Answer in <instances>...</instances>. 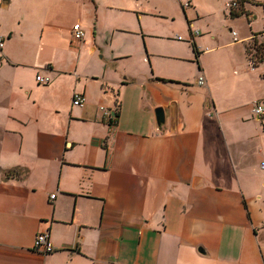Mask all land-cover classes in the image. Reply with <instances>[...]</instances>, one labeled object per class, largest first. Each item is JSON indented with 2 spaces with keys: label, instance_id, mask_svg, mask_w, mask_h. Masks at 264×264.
Listing matches in <instances>:
<instances>
[{
  "label": "crops",
  "instance_id": "obj_1",
  "mask_svg": "<svg viewBox=\"0 0 264 264\" xmlns=\"http://www.w3.org/2000/svg\"><path fill=\"white\" fill-rule=\"evenodd\" d=\"M185 1L0 0V264H264V92Z\"/></svg>",
  "mask_w": 264,
  "mask_h": 264
},
{
  "label": "rangeland",
  "instance_id": "obj_2",
  "mask_svg": "<svg viewBox=\"0 0 264 264\" xmlns=\"http://www.w3.org/2000/svg\"><path fill=\"white\" fill-rule=\"evenodd\" d=\"M231 1L232 0H201L200 8L205 12L209 10L218 11L217 14H214V17L216 16L213 25V28L216 29L215 41H217L219 45L232 43L230 46L214 54L219 64L224 68V74L228 73L229 70H233V64L236 65L237 62H240L241 59L239 56L241 55V51L247 45L250 60L252 62L254 61L252 65H255V72L253 75L243 72L242 70L245 67V64H243L238 67V71L235 72L239 73V78L234 79V81H236L235 86L240 88L246 86L247 83L254 85L256 88L255 95H257L260 92H264V61H259L261 55L259 52L264 43V0H237L240 6L238 8L239 14L237 15H232L231 10L225 5V3ZM232 31L236 32L235 38L239 39V42L235 43L233 41L234 35H232ZM250 36H254V38L248 39ZM252 80H254V82H252ZM231 86L234 88L232 80ZM250 93L252 94V90ZM261 126L262 125H259V128H261ZM249 168H251L252 174L254 175L253 177H256L258 183L262 184L261 194L264 199V170L260 168V166L255 165H251Z\"/></svg>",
  "mask_w": 264,
  "mask_h": 264
},
{
  "label": "built area",
  "instance_id": "obj_3",
  "mask_svg": "<svg viewBox=\"0 0 264 264\" xmlns=\"http://www.w3.org/2000/svg\"><path fill=\"white\" fill-rule=\"evenodd\" d=\"M184 5H189V2L186 0ZM227 7L229 10L232 9H236L238 10L239 3L237 0H232L231 2H229L227 4ZM72 36L75 40H82L83 38V31L80 27L79 22H76L74 25H72ZM194 33H197V31L195 30ZM232 35H236L235 31L231 32ZM235 38V37H234ZM3 39L0 37V48L3 45ZM236 40V38H235ZM250 69H253V65L250 66ZM36 80L39 83H43V84H47L49 82V80L47 78H45L44 76L41 75H37L36 76ZM197 83L198 84H203L204 83V79H203V75H200L199 77H197ZM72 103L76 106H81L82 104L85 103V97L83 96V94L81 93H76L74 92L73 97H72ZM99 109L101 110V112L107 117V119L110 121V123L114 122L116 119L113 116V113L110 109H107V107L104 106H99ZM252 114L257 115L258 118L260 117H264V102L261 101H257L254 103L253 108L251 110ZM261 168L264 169V164L262 163ZM55 194H51L50 197H54ZM53 242L51 241V239L49 238L48 234L46 232H38L35 235L34 238V243L32 244V247L40 250V252L42 253H50L52 251H54V246H53Z\"/></svg>",
  "mask_w": 264,
  "mask_h": 264
},
{
  "label": "trees",
  "instance_id": "obj_4",
  "mask_svg": "<svg viewBox=\"0 0 264 264\" xmlns=\"http://www.w3.org/2000/svg\"><path fill=\"white\" fill-rule=\"evenodd\" d=\"M238 11H239V10L232 9V10H231V14H232V15H234V14L237 15V14H239ZM254 36H255V35H254ZM254 36H252V38H254ZM192 43H193V47H194V45H195L194 41H192ZM194 49H195L196 52H198V51L196 50L195 47H194ZM248 50H249V49H248V47H247V52H248ZM259 53H261V55H260V60H259V61H264V43H263V46L261 47V51H260ZM259 61H258V62H259ZM253 62H254V61H253ZM263 102H264V101H263ZM263 119H264V117H260L261 123H262V125H263L262 127H264V120H263Z\"/></svg>",
  "mask_w": 264,
  "mask_h": 264
},
{
  "label": "water",
  "instance_id": "obj_5",
  "mask_svg": "<svg viewBox=\"0 0 264 264\" xmlns=\"http://www.w3.org/2000/svg\"><path fill=\"white\" fill-rule=\"evenodd\" d=\"M155 116H156L157 126H161L162 123L165 122V115H164L163 109L161 107L155 108Z\"/></svg>",
  "mask_w": 264,
  "mask_h": 264
}]
</instances>
